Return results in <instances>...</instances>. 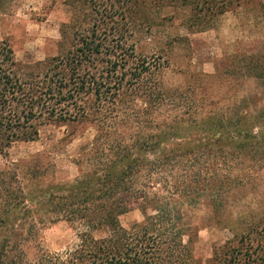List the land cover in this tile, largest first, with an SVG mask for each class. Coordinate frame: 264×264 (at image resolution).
Returning a JSON list of instances; mask_svg holds the SVG:
<instances>
[{
  "label": "trees",
  "instance_id": "1",
  "mask_svg": "<svg viewBox=\"0 0 264 264\" xmlns=\"http://www.w3.org/2000/svg\"><path fill=\"white\" fill-rule=\"evenodd\" d=\"M120 2L87 3L82 20L60 28L64 39L74 29L68 47L42 60L21 63L0 44L1 155L17 141L37 139L43 125L84 121L95 131L73 182L36 195L18 189L0 204V264H264V207L229 211L244 168L264 160V109L252 115L242 100L231 113L154 123L171 91L164 65L137 52L132 39L135 27L149 29L180 11L191 31L212 28L241 7L264 17V0ZM236 63L264 78V51ZM202 200L232 232L206 258L194 254L197 227L182 221L179 207ZM46 207L80 225L76 241L28 258L7 228L42 221L34 216ZM133 209L142 219L123 226L119 216Z\"/></svg>",
  "mask_w": 264,
  "mask_h": 264
},
{
  "label": "rangeland",
  "instance_id": "2",
  "mask_svg": "<svg viewBox=\"0 0 264 264\" xmlns=\"http://www.w3.org/2000/svg\"><path fill=\"white\" fill-rule=\"evenodd\" d=\"M0 9V44H7L13 57L31 63L58 54L69 45L74 29L62 38L63 23L83 19L87 3H121V0H3ZM258 10L241 7L224 13L212 28L188 30L182 24L183 11L156 18L151 27H135V49L163 66L162 80L171 95L162 113L155 112L154 123L188 122L208 114L221 115L245 105L252 115L264 109V78L254 71L235 67L244 56L264 51V17ZM162 13V12H161ZM261 14V13H259ZM187 105H190L191 108ZM162 108V107H161ZM152 130V128H147ZM95 131L88 122L47 124L35 140L17 141L0 154V204L18 189L33 195L52 185L73 182L80 174L76 163L89 149ZM242 171L245 183L237 192L229 211L249 213L264 207V160L253 162ZM252 164V163H250ZM7 192V194H6ZM4 195V196H3ZM182 221L197 227L194 254L211 255L215 243L232 237L212 217L206 200L196 205H179ZM39 209L36 222H19L11 241L33 258L41 250L59 251L76 241L80 225L69 223L51 212ZM133 209L119 216L123 226L140 221Z\"/></svg>",
  "mask_w": 264,
  "mask_h": 264
}]
</instances>
